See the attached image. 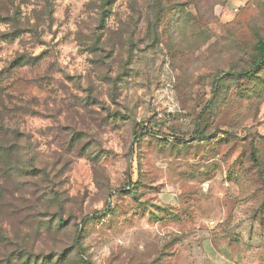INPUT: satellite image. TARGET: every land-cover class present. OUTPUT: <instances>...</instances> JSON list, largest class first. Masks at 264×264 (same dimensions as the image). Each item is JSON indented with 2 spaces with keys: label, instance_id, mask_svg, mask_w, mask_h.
Here are the masks:
<instances>
[{
  "label": "rangeland",
  "instance_id": "1",
  "mask_svg": "<svg viewBox=\"0 0 264 264\" xmlns=\"http://www.w3.org/2000/svg\"><path fill=\"white\" fill-rule=\"evenodd\" d=\"M0 17V112L69 202L11 185L0 264L24 247L84 264L78 225L94 264H264V0H0Z\"/></svg>",
  "mask_w": 264,
  "mask_h": 264
},
{
  "label": "trees",
  "instance_id": "2",
  "mask_svg": "<svg viewBox=\"0 0 264 264\" xmlns=\"http://www.w3.org/2000/svg\"><path fill=\"white\" fill-rule=\"evenodd\" d=\"M99 1H101L104 6H109L112 0ZM105 13L106 12H104V16ZM0 21L6 20L0 17ZM256 51L257 56L253 63V67L261 68L264 62V42L262 40L256 45ZM29 59L35 62L38 58L30 57ZM16 62L18 65L29 63L24 56H20ZM253 74L254 72L252 70H247L240 75L245 78H252ZM0 117V211L2 212L4 209H10L15 191L28 189L30 186L28 181L36 179L42 181L44 184L42 188L43 193L40 194V196L37 192L32 194V197L36 199V203H41L45 200L44 202L54 203L58 210L63 211L69 202L68 200L66 201L64 197L65 192L59 188V182L55 181L57 176L53 179L47 168L38 166L37 157H29V153L32 152V142L26 132L10 124V122H6L1 112ZM60 172L57 173L59 174ZM11 185L15 187V191L13 188H10ZM37 223L35 242L40 239L42 240L43 235L49 234L53 230L62 232L69 226V224L65 223L62 215L49 219L47 222L39 220ZM84 224L85 221L83 222V226ZM3 233L2 220H0V241H9L7 235ZM83 234V230L80 225H78L73 248L78 255L82 256L84 264H94L83 256ZM61 261L62 259L59 255L42 258L41 255H36L33 252V247L31 250L24 247L22 249L20 248L14 255L7 259L5 264H60Z\"/></svg>",
  "mask_w": 264,
  "mask_h": 264
}]
</instances>
